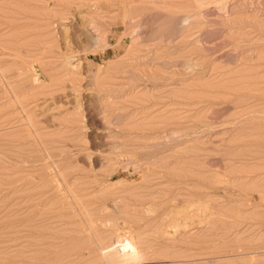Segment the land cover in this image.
<instances>
[{
  "label": "rangeland",
  "instance_id": "obj_1",
  "mask_svg": "<svg viewBox=\"0 0 264 264\" xmlns=\"http://www.w3.org/2000/svg\"><path fill=\"white\" fill-rule=\"evenodd\" d=\"M0 264H264V0H0Z\"/></svg>",
  "mask_w": 264,
  "mask_h": 264
},
{
  "label": "bare ground",
  "instance_id": "obj_2",
  "mask_svg": "<svg viewBox=\"0 0 264 264\" xmlns=\"http://www.w3.org/2000/svg\"><path fill=\"white\" fill-rule=\"evenodd\" d=\"M124 238H126V239H123L124 241L122 242V240H121V242L120 241H118V247L119 246H122V248H123V251H122V259H124V260H126V259H131V257H133V255L135 254V252H136V250H135V246H133V242H132V240L129 238V237H126V236H124ZM125 242V243H124ZM118 249V248H117ZM112 250V249H111ZM116 250V249H115ZM120 253V252H119ZM135 256V255H134ZM130 257V258H129ZM128 262V261H127Z\"/></svg>",
  "mask_w": 264,
  "mask_h": 264
}]
</instances>
